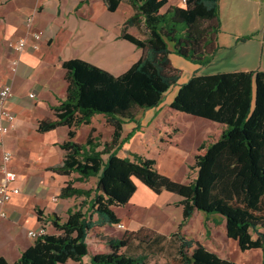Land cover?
<instances>
[{
	"label": "trees",
	"instance_id": "trees-1",
	"mask_svg": "<svg viewBox=\"0 0 264 264\" xmlns=\"http://www.w3.org/2000/svg\"><path fill=\"white\" fill-rule=\"evenodd\" d=\"M122 1L105 0L108 11L116 12ZM130 2L135 13L126 25L142 24L147 37L139 39L126 28L121 37L142 51L139 61L119 76L82 60L64 62L66 98L54 109L55 120L38 126L41 133L70 129L61 145L66 153L63 164L55 172L76 173L78 181L90 177L98 181L94 190L78 189L69 182L60 197L91 200L71 209L65 221L57 216L42 218L39 213L41 225L51 223L57 234L36 239L14 264H66L84 257L90 258V264H145L146 256H130L123 250L132 240L148 243L154 232L140 230L121 239L100 232L103 226L120 223L114 209L135 195V180L156 194L167 191L181 198L182 220L173 237L180 242L182 264H235L190 238L198 214L224 219L227 237L243 252L261 250L264 264V72L195 74L180 85L163 125L176 112L216 124V132L197 150L190 168L197 175L189 183L161 175L153 159L135 153L121 158L118 152L141 129L139 113L157 108L164 95L178 86L181 72L173 67L170 55L204 67L219 50V0H186L166 12L162 9L168 0ZM94 115H104L114 128L112 141L102 150L91 139L85 144L74 142L76 129L89 124ZM127 123L136 128L123 138ZM89 211L98 222L87 215ZM0 264L9 263L1 257Z\"/></svg>",
	"mask_w": 264,
	"mask_h": 264
},
{
	"label": "crops",
	"instance_id": "crops-1",
	"mask_svg": "<svg viewBox=\"0 0 264 264\" xmlns=\"http://www.w3.org/2000/svg\"><path fill=\"white\" fill-rule=\"evenodd\" d=\"M173 6H182L180 0H169L162 12ZM134 13L130 0H123L114 13L108 11L105 0H0V87L11 86L13 96L6 107L16 116L11 130L0 136V184L3 181V155L8 153L11 156L10 168L18 175L14 186L20 190L5 206L7 217L0 216V258L9 264L16 263L22 253L34 244L35 240L28 233L41 227L39 213L42 218L57 216L65 221L71 209L91 200L85 197H60L61 190L69 182H73L78 189L94 190L98 181L97 177L78 181L80 176L76 173L64 176L55 172L63 164L66 153L61 145L68 140L70 129L58 127L41 133L38 126L42 121L55 120L54 109L66 98L68 83L64 62L82 60L119 76L139 61L142 51L121 37L125 28L127 33L139 39L147 37L146 30L144 33L139 30L144 27L142 24L126 25ZM29 17H33V29L41 34L42 39L38 42L37 50L33 48L34 41L28 39L25 51L17 56L9 49V43L26 36L25 22ZM219 21V50L215 58L225 54H239L241 57L230 68L218 73L264 72V0H219ZM16 58L19 65L14 74L11 63ZM170 60L176 69L185 67L188 72L183 77L181 75L178 86L169 90L167 98L157 108L142 111L146 112L145 116L138 115L141 129L128 143L140 141L142 147L127 149L129 146L126 143L118 155L131 158V154L135 153L153 159L161 175L187 184L190 182L189 173L182 182L177 179L179 171L182 167L191 168L194 165L198 148L216 132V124L209 121L213 131L203 141L189 137L190 133H195L192 128H181L180 124L173 123L174 116L179 112L169 116L167 125H163L167 109L180 85L195 74L206 75L200 70V65L175 54L170 55ZM187 117L186 120L194 122L193 116ZM135 128L136 124L127 123L123 138ZM148 129L158 133V137L152 139ZM113 133L114 128L107 123L104 115H94L89 124L76 129L74 142L85 144L91 139L100 144L99 150H102L105 143L112 141ZM107 158L108 155H105L104 159ZM135 183V195L128 204L114 209L116 216L125 226L126 233L152 231L159 239L153 238L148 243L132 240L125 249L141 244L138 247L142 253L138 256H148L145 264H182L180 242L173 237L182 220L181 198L167 191L156 194L139 180H135ZM87 210L88 205L83 207L84 212ZM178 211L181 215L176 220ZM87 215L98 222V216L92 211ZM201 215L205 214H198L189 231L191 239L197 240L193 238V230ZM205 216L211 217L213 225L205 228L207 240H197L203 246L235 264H263L261 250L243 252L237 242L227 237L224 219ZM45 226L47 234H57L51 223ZM163 237L167 240L162 241ZM152 243L158 248L164 243H174L176 253L149 255L147 246ZM66 264H90V258L84 257L81 262L69 261Z\"/></svg>",
	"mask_w": 264,
	"mask_h": 264
},
{
	"label": "rangeland",
	"instance_id": "rangeland-1",
	"mask_svg": "<svg viewBox=\"0 0 264 264\" xmlns=\"http://www.w3.org/2000/svg\"><path fill=\"white\" fill-rule=\"evenodd\" d=\"M139 30L141 33H144L145 28L142 27ZM233 52H236L235 49H233ZM240 57L241 56L239 54H236V55L235 54H229V55L225 54L224 56L220 55L219 57H216V58L214 57L213 61L209 65L204 66V67H200V70H203V72L206 75L213 74V73L216 74L219 71H223V69L230 68V66L232 64H234V62L238 61V59ZM180 72H181V75L183 77L186 75V73L188 71L185 67H182V68H180ZM167 95H168V93L164 96L163 99L167 98ZM145 113L146 112H143V113L141 112L139 115L145 116ZM185 115L186 114H183V113H177L173 118V123L174 124H176V123L180 124L181 128L182 127L192 128L193 130H195V133L193 132V133L189 134V137L195 138V141L196 140L203 141L207 137H209L211 131H213L211 122L204 120V119H201V118L193 117L194 122L191 123L190 121L186 120V118L187 119L189 118V117H187L188 115H186V116ZM149 133L151 134L152 139L155 137H158V133H156L154 130H149ZM127 146H129V147H127V149H130V148L138 149V148L142 147L140 141H138V142L133 141L132 143H128ZM189 147H191V146L189 145ZM184 152H188V151H184ZM187 174H188L189 180L191 181L192 179L196 178L197 171L191 170L190 168H188V166L182 167L179 171L177 179L184 182L185 181L184 179L187 177ZM176 214H178L176 216V220H179L180 215H181L180 211H178ZM209 225L210 226L213 225V220L211 219V217H206L205 215H201L195 224V228L193 230V238H195L197 240H199V239H202L204 241L207 240V237L205 235L206 234L205 228ZM102 230H103L102 231L103 233L108 234V235H112V236H116L118 238H123V237H125V234H126L125 229H123V230L118 229L117 226L116 227H109V226L104 227V228H102ZM168 237H170V236H168ZM153 238H155L156 240L159 239V237L156 236V233L153 236ZM165 239H166V237L165 238L163 237L161 240L163 241ZM134 246L135 247H130L129 249H124L123 252H125L126 254L134 255V256L140 255L142 252H139L138 246H142V245L139 244L138 246H136V245H134ZM147 247L150 249V252H148L149 255L159 254V253L169 255V254H175L176 253V251H175L176 247H175L174 243H169V244L164 243V245L161 248L153 246V243H152ZM157 249H161V251L156 252ZM152 250H154V251H152ZM147 258H148V256H147ZM148 260L151 262V258H149Z\"/></svg>",
	"mask_w": 264,
	"mask_h": 264
},
{
	"label": "built area",
	"instance_id": "built-area-1",
	"mask_svg": "<svg viewBox=\"0 0 264 264\" xmlns=\"http://www.w3.org/2000/svg\"><path fill=\"white\" fill-rule=\"evenodd\" d=\"M169 1V0H168ZM181 5L186 3V0H180ZM26 27V36L9 43V49L11 52L20 56L27 46L28 39L34 41L33 48L38 49V42L41 41L42 36L39 32L34 31L33 29V17L27 18L25 22ZM19 59L16 58L11 63V71L15 74L18 70ZM12 88L9 85H4L0 87V136L6 135L12 128L13 123L15 122V114L6 107V104L12 98ZM30 97H34L30 95ZM11 156L8 153L3 155V162L1 164V172L3 174V181L0 184V216L6 218L7 214L5 212V206L12 200L13 196L20 193L19 188H16L14 185L18 180V175L15 171L10 168ZM54 201H56L54 199ZM118 229H125L123 224H117ZM47 234L46 226L41 225L37 231H30L28 236L36 240Z\"/></svg>",
	"mask_w": 264,
	"mask_h": 264
}]
</instances>
